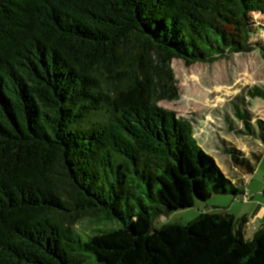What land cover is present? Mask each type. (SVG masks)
<instances>
[{"label":"trees","instance_id":"obj_1","mask_svg":"<svg viewBox=\"0 0 264 264\" xmlns=\"http://www.w3.org/2000/svg\"><path fill=\"white\" fill-rule=\"evenodd\" d=\"M252 13L264 0H0V264H264L247 216L154 224L245 195L158 101L179 97L173 58L261 50ZM246 96L264 89L235 98L251 134Z\"/></svg>","mask_w":264,"mask_h":264},{"label":"rangeland","instance_id":"obj_2","mask_svg":"<svg viewBox=\"0 0 264 264\" xmlns=\"http://www.w3.org/2000/svg\"><path fill=\"white\" fill-rule=\"evenodd\" d=\"M251 22L258 27L251 41L261 50L234 53L214 64H187L182 58H173L170 61L172 85L167 88H177L179 97L158 101L160 107L192 122L200 147L217 160L228 178L245 189V195L216 194L211 200L199 201L195 207L157 217L154 220L156 227L164 223L187 224L207 211L228 213L237 219L247 216L244 234L247 239H252L264 225V99L246 96L247 104H240V110L245 108L249 112L247 122L253 130L251 134L234 107L235 98L243 91L255 86L264 89V14L252 13ZM231 149L251 163L256 162L255 155H261L255 171L250 172L236 164L226 154V150ZM85 227L84 222L79 229Z\"/></svg>","mask_w":264,"mask_h":264}]
</instances>
